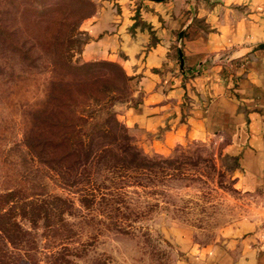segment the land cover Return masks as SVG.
Here are the masks:
<instances>
[{"label":"rangeland","instance_id":"1","mask_svg":"<svg viewBox=\"0 0 264 264\" xmlns=\"http://www.w3.org/2000/svg\"><path fill=\"white\" fill-rule=\"evenodd\" d=\"M91 10L0 0V264H192L250 203L235 161L196 140L154 153L128 131L145 164L124 159L126 75L80 56ZM82 113L114 131L91 135L94 152L78 158Z\"/></svg>","mask_w":264,"mask_h":264},{"label":"crops","instance_id":"2","mask_svg":"<svg viewBox=\"0 0 264 264\" xmlns=\"http://www.w3.org/2000/svg\"><path fill=\"white\" fill-rule=\"evenodd\" d=\"M84 60L126 75L118 118L154 153L216 144L248 201L192 264H264V0H91Z\"/></svg>","mask_w":264,"mask_h":264},{"label":"trees","instance_id":"3","mask_svg":"<svg viewBox=\"0 0 264 264\" xmlns=\"http://www.w3.org/2000/svg\"><path fill=\"white\" fill-rule=\"evenodd\" d=\"M63 83V82H61ZM63 84H60V87ZM62 88V87H61ZM63 89V88H62ZM84 108L88 110L89 107L84 106ZM94 112V111H93ZM96 112V111H95ZM95 114V113H94ZM89 115L86 116L83 113L78 115L76 119H73L75 122V126L73 127L74 131L70 132V134H74V138H78V143L75 145L76 149L75 152L78 153L77 151H85L84 156H90V152L93 153V144L91 140L89 139L91 135L96 134L97 132H108V131H114V129L110 128V126L106 125V120L104 117H100L99 114L97 115ZM122 129H124V134L122 137L124 138V142L122 144L124 150H127L129 157H125L130 160V164L134 165H143L145 164V160L139 156V153L137 152L136 149H134L129 142V134L127 133L126 127L123 125L121 126ZM71 139V136L68 135V133H65L63 138L65 139ZM75 144V143H74ZM77 157L80 158L79 153L77 154ZM89 160V159H88ZM127 161V162H128Z\"/></svg>","mask_w":264,"mask_h":264},{"label":"water","instance_id":"4","mask_svg":"<svg viewBox=\"0 0 264 264\" xmlns=\"http://www.w3.org/2000/svg\"><path fill=\"white\" fill-rule=\"evenodd\" d=\"M264 47V41L253 44L250 48Z\"/></svg>","mask_w":264,"mask_h":264}]
</instances>
